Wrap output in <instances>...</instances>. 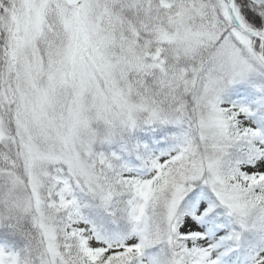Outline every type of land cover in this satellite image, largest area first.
<instances>
[{
  "label": "snow or ice",
  "instance_id": "obj_1",
  "mask_svg": "<svg viewBox=\"0 0 264 264\" xmlns=\"http://www.w3.org/2000/svg\"><path fill=\"white\" fill-rule=\"evenodd\" d=\"M0 264H264V0H0Z\"/></svg>",
  "mask_w": 264,
  "mask_h": 264
}]
</instances>
